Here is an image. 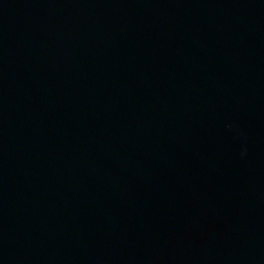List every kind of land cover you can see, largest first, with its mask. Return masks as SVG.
<instances>
[{
    "label": "water",
    "instance_id": "95a60500",
    "mask_svg": "<svg viewBox=\"0 0 264 264\" xmlns=\"http://www.w3.org/2000/svg\"><path fill=\"white\" fill-rule=\"evenodd\" d=\"M0 264H264V0H0Z\"/></svg>",
    "mask_w": 264,
    "mask_h": 264
}]
</instances>
